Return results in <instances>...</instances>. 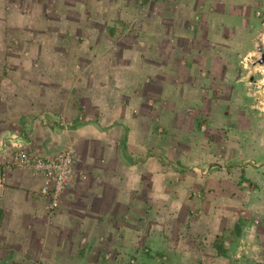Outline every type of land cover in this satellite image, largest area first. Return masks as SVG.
<instances>
[{
  "label": "rangeland",
  "instance_id": "rangeland-1",
  "mask_svg": "<svg viewBox=\"0 0 264 264\" xmlns=\"http://www.w3.org/2000/svg\"><path fill=\"white\" fill-rule=\"evenodd\" d=\"M78 4L88 5L85 18L97 15L101 47L91 55L84 49L78 61L67 58L63 78L53 73L54 64L36 57L43 54L38 51L27 65L39 79L25 82L24 66L12 60H30V50L10 29L0 36V135L10 136L0 139V160L21 151L41 159L67 156L70 165L53 210L41 194L39 171L16 168L0 183L36 192L41 220L24 226L28 234H42L32 241L37 255L28 262L42 264L47 257L51 264L55 256L47 253L59 246L65 254L55 261L77 264V246L78 256L90 251L91 264L94 258L95 264H264V10H249L241 30L229 32L225 25L211 32L216 36L206 49L225 58L216 76L192 75L177 89L182 80L175 74L173 86L154 93L144 86L151 76L143 66H134L129 79L119 73L126 65L116 64L117 54L132 55L103 33L113 27L132 37L138 18H156L161 8L181 3L0 0L6 19L14 12L11 21L23 24L33 16L44 28ZM210 6L206 2L207 11ZM82 37L70 36L74 44L65 52L76 54ZM106 69L112 75L105 80ZM58 213L72 215L73 223L56 220ZM77 231L82 239L76 245ZM58 233L65 239L57 241ZM9 246L0 247V264L26 263V249L17 253Z\"/></svg>",
  "mask_w": 264,
  "mask_h": 264
},
{
  "label": "crops",
  "instance_id": "crops-1",
  "mask_svg": "<svg viewBox=\"0 0 264 264\" xmlns=\"http://www.w3.org/2000/svg\"><path fill=\"white\" fill-rule=\"evenodd\" d=\"M176 1H179L181 5L178 7L167 6L161 8L156 18L152 16L148 17V15L147 17L140 16L141 18H138V22L135 24V29L132 30V37H126L124 33L110 35L108 30L103 33L106 39H115L117 37L116 44L121 50H119V52L123 50L132 55L130 58H122L120 56L121 53L117 54V58L115 59L116 64L126 65L124 67L126 68L125 70L119 68V73H124L125 77L127 76L129 79L133 76L135 71L134 66H143L144 74L147 75L148 73V75L151 76L149 79L150 83L144 84V86L154 93H158L161 90L160 87L168 88L173 86V80H179V78H175L176 76L173 77L175 74H181L182 80H180L181 83L175 85L177 89L185 87L193 76L196 79L197 77L198 79H203L204 76H216L217 70L224 67L225 58L210 55V52L206 49L210 41L213 40V36H216L212 34L211 37V32L216 30L214 28L220 26L223 28L225 25L229 32L238 29L241 30L244 28V25H247L249 22V10L254 9L257 10L256 12L264 10V0ZM206 2L211 4L209 7L211 10L209 11H207L208 7H205ZM64 4L65 0H62V6H64ZM85 7H88V5L78 4L73 6V11L66 12L63 10L62 14H60L59 22H48L45 28L35 25V23H33V16L25 18L27 21L23 24L12 22V17L15 15L14 12L13 14L12 12L9 13L12 15H9V18L6 19L3 16L5 15L2 10L3 8H0V36L6 33V29H10L7 33L14 32L15 34H19L20 37L23 38L21 42L30 50V56L29 54L26 56V58L30 57V60L19 58H14L12 60L14 63H20V67L24 66L25 71L23 77L25 82H29V79L33 80L38 78L35 73L28 69L27 65L30 61H33L32 56H36L38 51L43 54H41V56H38V54L36 57H40L39 59L42 62L54 64V66H52L53 73L57 78H63L67 65L65 60H67V58H69L68 61L75 60V58L78 61L81 59L84 49H88L91 55L95 52L96 48L101 47L97 39L98 30L95 28L97 15L91 12L93 15L89 14V16L85 18L83 16ZM107 8L108 7L105 8V11H107ZM121 12L123 13L122 10ZM144 14L145 13H143L142 16ZM193 14L194 17H192ZM231 19H234V24L232 23L230 25ZM205 32L209 33L207 36L209 42L206 41L208 39H206L204 35ZM81 33L83 42L76 44L78 52H74L76 54H67V52H65V47L69 44H74L69 40V37L73 35L80 36ZM36 34L42 38L37 37ZM146 36L150 38L146 39ZM31 38L35 39L36 43H31ZM188 40L189 42H187ZM138 43L142 45L143 48L138 46ZM0 47H2L1 40ZM1 59L3 58L0 55V60ZM10 59L11 58H6L7 61ZM115 69L118 71L117 68ZM48 71V68L43 70L45 76H49ZM117 71L115 72L118 75ZM16 73L22 76V72ZM220 73L223 74V72ZM104 75L106 80L112 75V71L106 69ZM13 76L15 77V73ZM0 80L2 81L1 76ZM24 87L29 86L25 84ZM176 93L179 94L177 91ZM17 108L23 110L24 104H19ZM2 109V106H0V124L2 123L1 117L3 116ZM9 121L10 120L6 119L7 125ZM4 137L7 139L8 137L10 138L8 134L0 135L1 140ZM11 137H13V134ZM33 189L34 188H32L30 192L29 190L11 189L9 187L0 188V207L4 211V220L0 227V247H10L9 245H12L17 253H19L17 249L23 250L25 248L27 257H25L26 263L24 264H30L27 260L28 256L32 258L34 254L37 255L36 251H34L35 248L32 241L37 238L39 239L42 234H28L24 226L25 224H36V222H40L41 220L39 217V210L37 209L38 204L34 198L36 194H33L36 192H34ZM35 189L37 190V186ZM71 218L72 215L58 213L56 220L65 219L73 223ZM73 235L77 245L80 238L82 239V234L77 231L76 233L74 232ZM55 237L57 241L65 239V237H63V235L60 236L59 233L56 234ZM124 244L127 245V243ZM76 251L73 256H75L74 260L77 264H91V262L88 261V258H90V251L83 254L81 253L79 256ZM47 254L55 256V258H52L54 261H51V264H62V262H64V260H61V262L55 261L58 256L62 257L61 255L65 254L64 250H61L59 246L57 248L55 247V250H52V252L49 251ZM43 260L44 262L42 264H48L49 261L46 262L48 260L47 257H43ZM95 263H97V261L94 258V264Z\"/></svg>",
  "mask_w": 264,
  "mask_h": 264
},
{
  "label": "built area",
  "instance_id": "built-area-1",
  "mask_svg": "<svg viewBox=\"0 0 264 264\" xmlns=\"http://www.w3.org/2000/svg\"><path fill=\"white\" fill-rule=\"evenodd\" d=\"M29 167L42 174L43 182L41 194L50 200L48 208L53 210L56 206V191L70 176V165L67 156L57 158H38L26 155L21 151H15L9 159L0 160V183L4 180L5 172H11L16 168Z\"/></svg>",
  "mask_w": 264,
  "mask_h": 264
},
{
  "label": "trees",
  "instance_id": "trees-1",
  "mask_svg": "<svg viewBox=\"0 0 264 264\" xmlns=\"http://www.w3.org/2000/svg\"><path fill=\"white\" fill-rule=\"evenodd\" d=\"M108 33L110 35H114L115 33L120 34L119 31H116L113 27H109L108 28ZM125 141H126V130L124 131L123 135H122V143H123V147H125ZM4 220V211L3 209L0 207V227L3 223ZM217 252L223 253L224 250H222L221 248L216 249Z\"/></svg>",
  "mask_w": 264,
  "mask_h": 264
}]
</instances>
